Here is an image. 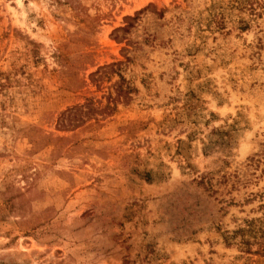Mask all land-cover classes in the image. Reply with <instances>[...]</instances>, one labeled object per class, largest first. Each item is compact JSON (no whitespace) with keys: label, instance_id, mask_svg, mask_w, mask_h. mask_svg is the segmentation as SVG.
Segmentation results:
<instances>
[{"label":"rangeland","instance_id":"obj_1","mask_svg":"<svg viewBox=\"0 0 264 264\" xmlns=\"http://www.w3.org/2000/svg\"><path fill=\"white\" fill-rule=\"evenodd\" d=\"M0 264H264V0H0Z\"/></svg>","mask_w":264,"mask_h":264},{"label":"trees","instance_id":"obj_2","mask_svg":"<svg viewBox=\"0 0 264 264\" xmlns=\"http://www.w3.org/2000/svg\"><path fill=\"white\" fill-rule=\"evenodd\" d=\"M75 109V110H73ZM81 111L77 110V108H69L66 112L62 113L59 118L60 126H69L73 125L74 121H80L81 119ZM83 116V115H82Z\"/></svg>","mask_w":264,"mask_h":264}]
</instances>
